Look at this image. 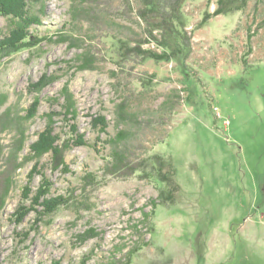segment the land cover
Returning a JSON list of instances; mask_svg holds the SVG:
<instances>
[{
  "label": "rangeland",
  "instance_id": "374dc122",
  "mask_svg": "<svg viewBox=\"0 0 264 264\" xmlns=\"http://www.w3.org/2000/svg\"><path fill=\"white\" fill-rule=\"evenodd\" d=\"M215 2L187 0L189 56L155 62L119 56L146 38L139 0H28L33 47L0 57V264H264V0L200 26ZM15 23L0 16V40ZM47 126L70 144L58 165L31 152ZM45 180L67 200L50 215L32 205Z\"/></svg>",
  "mask_w": 264,
  "mask_h": 264
},
{
  "label": "trees",
  "instance_id": "16d2710c",
  "mask_svg": "<svg viewBox=\"0 0 264 264\" xmlns=\"http://www.w3.org/2000/svg\"><path fill=\"white\" fill-rule=\"evenodd\" d=\"M187 0H139L140 8L136 11V16L145 25L144 32L146 38L144 41L134 42V46L130 45L126 40H118L119 56L133 55L142 60H153L155 62H172L174 60H184L190 53V38L187 36L186 18L183 13V8ZM249 0H216L215 10L212 14H205L201 25L204 26L210 18L228 15L246 8ZM28 0H0V16L10 18L16 21L15 27L11 29L9 34L0 40V57L10 56L23 48H31L28 39V25L25 19ZM33 23V22H32ZM23 24V26H22ZM259 27H264L262 22ZM154 45L155 50L148 48L143 49L147 45ZM159 49L158 53L157 50ZM46 85L45 79L42 77L37 83L31 84L35 90L39 91ZM65 91L66 111L70 115H74L75 103L73 97ZM1 103V102H0ZM92 126L104 133L107 124L104 117H96L92 121ZM72 145H86L83 136L78 133L77 127L70 126ZM74 138H72L73 136ZM58 137L52 135L50 126L45 128L37 141L31 145L33 157H40L45 153H52V156L59 158L62 156L63 150L68 149L70 144L65 148H58L56 145ZM152 168L156 172L158 181L164 185V189L160 191L159 203H173L175 196L180 193V188L175 181V173L172 160L168 157H156ZM118 163V162H117ZM55 164H59V161ZM130 172L138 168L131 165ZM144 172L145 169L143 170ZM32 173L34 172L31 171ZM146 175L148 173L146 172ZM52 185L48 181H44L41 188L36 193L33 200V206H40L43 213L46 215L52 214L61 205L67 204V200L62 196L47 198ZM29 192L25 190L22 199H28ZM27 208L21 209L17 220H21L28 212ZM58 264V263H52Z\"/></svg>",
  "mask_w": 264,
  "mask_h": 264
}]
</instances>
